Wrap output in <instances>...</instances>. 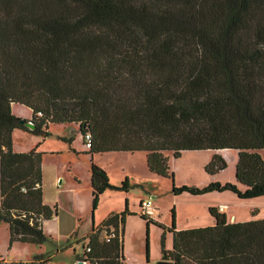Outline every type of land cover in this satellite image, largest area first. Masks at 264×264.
<instances>
[{"label": "trees", "instance_id": "1", "mask_svg": "<svg viewBox=\"0 0 264 264\" xmlns=\"http://www.w3.org/2000/svg\"><path fill=\"white\" fill-rule=\"evenodd\" d=\"M12 103L31 110L33 128L19 122ZM49 123L89 132L90 155L145 151L148 170L170 178L174 195H264V0H0V220L9 244L41 245L42 221L57 213L42 198L43 152L12 148L14 129L47 137ZM226 148L236 152L235 182L174 184L167 153ZM226 165L215 152L204 170ZM89 170L91 213L103 191L129 188L126 178L112 184L93 161ZM208 211L214 224L176 229L171 210L170 226H159L172 233V247L162 234L160 259L264 264V218L227 221L216 207ZM126 213L92 227L76 259L124 264ZM48 261L0 256V264Z\"/></svg>", "mask_w": 264, "mask_h": 264}, {"label": "rangeland", "instance_id": "2", "mask_svg": "<svg viewBox=\"0 0 264 264\" xmlns=\"http://www.w3.org/2000/svg\"><path fill=\"white\" fill-rule=\"evenodd\" d=\"M16 108L23 110V113H29V109L25 105L20 103H12L11 111L13 114H16ZM26 114L23 116H26ZM21 116L20 118H26ZM72 129H74V132L72 131ZM75 129L76 128L73 124L49 123V135L43 140L41 135L32 134L25 131H14L15 136L12 138L13 149L18 148L22 151H28L37 146L38 150L44 153V179L42 184L45 193L44 197L48 202L57 203L58 213L56 219L44 222L43 231L48 238L40 246L21 242H12L11 244H9L8 224L7 222L0 220V256L5 258L6 260H13L15 258H29L30 256H32L31 254H34L31 253L34 249L38 250V248L41 247L43 252L42 254H49L50 264H74V250H80V243L75 239L84 238L91 230V221L89 214L90 207L87 203V195L86 193H84L82 179H79L81 181L80 188L77 191L71 190L72 188L78 186L77 180L75 179V174H82L81 170L83 168V163L89 160L87 156L82 154L81 150H85L86 148L82 144V140L78 137ZM67 139H70V145H68ZM230 151L233 156L236 155V152L234 150L227 148L225 150L221 149L220 153L222 154L227 152L230 157ZM76 152L81 153L76 154ZM100 155V157H102L105 162H110L108 165H106V168H108L110 172L113 173L116 171H120L121 173H123L125 170L124 167H126L127 165H130L131 168L135 167L138 164V159H140V157L142 158V156H144V153H130L120 151L107 152ZM167 155L172 157L171 153L170 155L169 153H167ZM183 155L185 156H179L175 158V161L180 167V169L176 172L178 181L180 180V182L182 183L184 182L191 185H195L194 183H200L203 179L200 175V170L198 169V158L194 156V154ZM114 156L119 157H116L114 159L110 158ZM229 157H227L228 162L226 167L212 175L215 181L221 183L235 182V161ZM110 159L111 161H109ZM144 165L146 168L145 159ZM195 166V172H186V169H190ZM203 172L205 174L207 173L204 169ZM124 178L125 177L123 176V179ZM123 179H121L120 181H115L117 182L116 184H112L118 185ZM128 184L129 188L125 195L121 192L105 194V198H103L104 200L102 201L98 213L100 211H106L109 206L124 207L125 204H129L131 208H136L139 203V195H141L143 191H141V187H137L136 184H131L129 181ZM239 186L241 187V185ZM211 194L216 197H220V199H222L223 202L226 203L227 206H229V208L226 209L229 213L234 210L239 214H246L249 220V217L250 219L252 218L251 215H253L252 211L255 209L254 207H258L259 212L254 217H258V214H264V195L251 199H242L238 198L234 193L227 190L222 192H212L208 195ZM197 197L189 193H183L176 196V198L178 199V212L182 218L185 219L186 212L191 208V199ZM76 198L80 200L79 205H75ZM165 199L166 194L157 195L155 199H153L156 203L160 202L159 205L157 204L159 210V218H162L164 213L166 214L165 206L163 205ZM171 210L174 211L172 207H169L167 210V215L170 221ZM162 213L163 215H160ZM94 216L95 215H93V224L95 226L97 219H94ZM141 236L142 237L137 238L140 240L136 241V245L137 250H139V254L142 258V264H157L158 259L155 258L153 254L154 251L159 250L161 239H151V243L150 240L147 239V242L149 243L147 254L148 258H146L145 229L142 230ZM168 238L169 239H167V241L169 243V248H171L172 235L170 233ZM163 243L166 247L164 240ZM154 246L156 250L153 251Z\"/></svg>", "mask_w": 264, "mask_h": 264}, {"label": "crops", "instance_id": "3", "mask_svg": "<svg viewBox=\"0 0 264 264\" xmlns=\"http://www.w3.org/2000/svg\"><path fill=\"white\" fill-rule=\"evenodd\" d=\"M28 108V107H27ZM29 109V108H28ZM18 111V112H17ZM16 116L20 117L21 115H25L26 113H23V110L21 109H17L15 110ZM21 116V117H22ZM25 119H29L31 117V110L29 109V113L26 114ZM67 124H73L74 127L76 128V132L78 134V137L82 140V144L84 145V147L86 148L85 144H84V138H83V134L79 131V127L78 124L76 123H67ZM23 131V130H19V129H14L12 132V138L15 136L14 131ZM72 131L74 132V129H72ZM24 132V131H23ZM45 137H42V140ZM68 142V141H67ZM13 144V142H12ZM68 145H70V142H68ZM36 149L38 150L37 146H35ZM13 148V147H12ZM14 151H22L18 148L13 149ZM88 148H86L85 150H81L82 154L88 157V161H85L83 163V168H82V174H78V173H74L75 175V179L77 180V187L72 188L71 190H75L77 191L80 188L81 185V181L79 179H82V185L84 186V193H86L87 195V203L89 205V214H90V221H91V229L93 228H97L101 222L111 213V212H120L123 211L126 207H127V213L125 214V218H124V223H123V234H122V262L124 264H142L141 262V256L139 254V250H137V245H136V241L140 240L137 238L142 237L141 233L142 230L145 229V250H146V243H147V239L150 240L151 243V239H160L161 235L163 234V239L164 242L166 244V248H169V243L167 241V239H169V233L172 235V233L168 230H163V228L159 225H162L164 227H168L171 224V221L169 220V217L167 215V210L169 207H172L174 209V225L176 229H186V228H194V227H199V226H206V225H212L214 224V217L209 213L208 208L210 206L216 207L218 205H222V204H226L223 202L222 199H220V197H216L214 195H208L212 192H208V193H204V194H200V195H193V196H199L197 198L191 199V203L190 206L191 208L189 209V211L186 212V217L185 219L182 218L178 212V199L176 198V196L180 195H174L171 191V187H172V181L170 178L168 177H164L161 176L159 174H156L154 172H151L148 170L147 168V164H146V152L142 151V150H138V151H123V152H130V153H135V152H143L144 156H142V158L140 157V159H138V164L131 168L130 165H127L126 167H124V172L121 173L120 171H116V172H110L108 170V168H106V165H108L110 162H105V160L100 157V154L103 153H107V152H103V153H96L93 155H90L87 153ZM225 150V149H224ZM39 151V150H38ZM220 150H211V149H199V150H184L181 152L180 156H185L183 154H194V156H196L199 160V165H198V169L200 170V175L202 177V181L200 183H194L196 186H203L208 184L209 182L215 181L214 177L212 176L213 174H205L203 172L204 169V165L210 160V158L212 157V155L217 152L220 153ZM109 152H120V151H109ZM191 152V153H190ZM77 153H81V152H76ZM221 154V153H220ZM44 155V153H43ZM170 155V154H169ZM120 156V155H119ZM116 156V157H119ZM192 156V155H191ZM114 157H110L112 159L116 158ZM236 155H232L231 151H230V157L232 160H234L236 162ZM177 158V157H176ZM144 159H145V164H146V168L144 165ZM93 161L95 162L97 165L101 166L103 169L105 168V171L108 175L109 181L111 183H117L115 181H120L121 179H123V176L131 183V184H136L137 187H141V191H143V193L141 195H139V202L146 198V197H152L153 199H155V197L157 195H165L166 194V199L164 200V206H165V212L166 214L163 213L160 215H163L162 218H159V210H158V206L160 202L156 203L154 200V204L156 206V210H155V215L153 218H151L150 220L147 221L146 218H143L140 215L139 212V203L138 206L136 208H131L129 206V204H125L124 207H116V206H109L106 211L104 210V212H99L98 210H100L102 201L104 200L103 198H105V194H111L113 192H121L124 193V195L126 194L127 191H117V190H105L103 191L100 195H99V200H98V204L96 206V208L94 209L93 213H91V198H92V194H91V186H90V170H89V166H90V162ZM111 161V159L109 160ZM226 162L227 159H226ZM168 163L170 166V169L174 172V184L175 185H181V184H186V183H182L180 182V180L178 181L177 179V170L180 169L178 163L175 161V157H171L168 156ZM196 166L192 167L190 169H186V172H195L196 171ZM123 169V168H122ZM174 169V170H173ZM206 172V171H205ZM212 176V177H211ZM78 179H77V178ZM43 179H44V172H43V156H42V184H43ZM118 179V180H117ZM170 182H171V187H170ZM150 184H151V188H150ZM191 185V184H189ZM165 191V192H164ZM164 192V193H163ZM216 192V191H213ZM44 188L42 185V198H43V202L53 206L54 204H56L57 206V213H58V205L56 202L51 203L48 202L45 197H44ZM171 194V195H169ZM183 194V193H181ZM201 196H206V197H201ZM80 204V200L76 198V202L75 205H79ZM227 205V204H226ZM229 206H227L226 209H228ZM256 214L259 212V208L254 207ZM160 209V208H159ZM57 213L56 215H54L52 218L48 219V220H43L42 221V229L44 230V222H48L50 220H54L57 218ZM95 213V214H94ZM224 214L226 215L227 221H244V220H248V216H246V214H239L237 212H235L234 210H232L230 213L225 210ZM255 214V215H256ZM59 215V214H58ZM93 215L94 219H97L95 226L93 224ZM255 215H251V219H254ZM256 218H264V214H258V217ZM171 219V217H170ZM250 219V217H249ZM91 231V230H90ZM89 231V232H90ZM156 236V238H155ZM103 237V234L100 235V238ZM76 241L80 240V239H75ZM17 242V241H16ZM22 243V242H21ZM149 243V242H148ZM29 244V243H26ZM155 245V243H154ZM40 246V245H38ZM156 250L155 246L153 251ZM146 252V251H145ZM34 254H31L32 256L35 254H42V249L41 247L38 248V250H33ZM82 253V247H81V243H80V250L76 251L74 250V258L76 260V256H78L79 254ZM160 245H159V250L154 251V257L157 258L158 260L160 259ZM46 256L49 257V254H45ZM32 256H30L29 258H15L13 260H6L5 258H2L6 261H17V260H21V261H28L30 259H32ZM52 256V255H51ZM146 259V258H145ZM147 260V259H146ZM48 264L49 261H48Z\"/></svg>", "mask_w": 264, "mask_h": 264}, {"label": "built area", "instance_id": "4", "mask_svg": "<svg viewBox=\"0 0 264 264\" xmlns=\"http://www.w3.org/2000/svg\"><path fill=\"white\" fill-rule=\"evenodd\" d=\"M29 120L31 121V117L29 118ZM83 138H84V144L86 146V148H89L90 147V142H91V135L89 132H85L83 134ZM222 157L226 160L227 157H229L228 153L225 152V153H222L221 154ZM227 208V205L226 204H222V205H218L217 206V210L219 212H222L224 213V211L226 210ZM155 210H156V206L154 204V201H153V198L152 197H146L144 199H142L140 202H139V212L140 214L144 215L146 218L148 219H151L154 217L155 215ZM106 239L109 237L108 236H104ZM85 250L88 252L90 251V247L88 245L85 246ZM79 261H82V260H79V259H76L73 263L74 264H78ZM83 264H87L86 262L82 261Z\"/></svg>", "mask_w": 264, "mask_h": 264}, {"label": "water", "instance_id": "5", "mask_svg": "<svg viewBox=\"0 0 264 264\" xmlns=\"http://www.w3.org/2000/svg\"><path fill=\"white\" fill-rule=\"evenodd\" d=\"M19 122L20 123H24L26 126H28L29 128H33V123L32 121H30L29 119H25V118H19ZM153 197V196H152ZM78 264H83L82 261H79ZM157 264H173L171 261L169 260H163V259H159L157 261Z\"/></svg>", "mask_w": 264, "mask_h": 264}]
</instances>
